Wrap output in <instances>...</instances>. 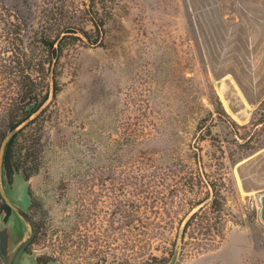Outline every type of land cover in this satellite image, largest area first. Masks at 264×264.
I'll list each match as a JSON object with an SVG mask.
<instances>
[{"label":"rangeland","instance_id":"1","mask_svg":"<svg viewBox=\"0 0 264 264\" xmlns=\"http://www.w3.org/2000/svg\"><path fill=\"white\" fill-rule=\"evenodd\" d=\"M63 1L93 38L88 1L43 0ZM103 1L104 38L60 59L40 170L9 185L0 165V264L32 233L18 264H90L135 216L173 240L196 201L173 264H264V0Z\"/></svg>","mask_w":264,"mask_h":264},{"label":"trees","instance_id":"2","mask_svg":"<svg viewBox=\"0 0 264 264\" xmlns=\"http://www.w3.org/2000/svg\"><path fill=\"white\" fill-rule=\"evenodd\" d=\"M85 1L88 21L95 31L93 38L72 23L64 24V1L50 6L43 0H0V165L9 185L18 174L28 180L43 164L45 127L52 120L53 100L60 91L63 51L81 41L78 33L92 44L105 36L104 1ZM204 182L209 188L207 180ZM211 197L209 208L219 210L217 194ZM202 204H192L191 209L200 207L188 216L182 233L173 240L157 230L162 226L159 220L135 216L131 218L132 229L119 233L120 245L84 248L80 253L92 261L90 264H173L186 245L187 228L198 219V225L207 220L203 213L206 205ZM0 212L6 222L11 206L1 194ZM34 227L37 235L39 225L34 223ZM53 255L38 256L36 261L47 264L54 260ZM108 257L113 259L111 263Z\"/></svg>","mask_w":264,"mask_h":264},{"label":"water","instance_id":"3","mask_svg":"<svg viewBox=\"0 0 264 264\" xmlns=\"http://www.w3.org/2000/svg\"><path fill=\"white\" fill-rule=\"evenodd\" d=\"M262 213L264 215V209L262 210ZM34 234L32 233L29 238L27 240H25L21 246L19 247L16 256L14 257L13 263L12 264H18L19 259L21 257V255L25 252L27 246L31 243L32 239H33Z\"/></svg>","mask_w":264,"mask_h":264}]
</instances>
